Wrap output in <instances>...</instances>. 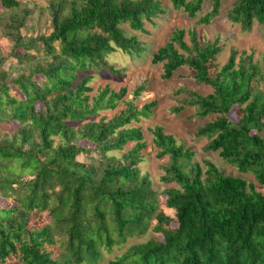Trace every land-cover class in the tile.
<instances>
[{
    "label": "trees",
    "instance_id": "1",
    "mask_svg": "<svg viewBox=\"0 0 264 264\" xmlns=\"http://www.w3.org/2000/svg\"><path fill=\"white\" fill-rule=\"evenodd\" d=\"M209 1L206 9V0L172 4L208 25L223 0ZM0 6V20L9 19L3 35L14 41L17 59L6 70L8 57L0 51V125L17 122L10 131L0 127V264H99L105 252L150 227L149 240L105 264H264V192L209 159L192 161L195 152L156 125L157 157L169 159L162 180L178 184L164 191L171 217L140 167L143 131L129 126L156 101L141 109L130 102L111 119H92L115 108L125 89L106 87L91 97L90 72L119 73L110 54L145 51L124 27L144 32L146 20L166 13L160 0H52L49 32L27 41L19 33L30 12L25 0H0ZM227 19L243 31L264 27V0H236ZM186 32L174 30L152 62L162 63L164 79L188 67L211 91L178 89L173 113L192 108L205 119L195 132L208 139L204 150L264 185V56L261 68L252 52L232 47L220 65L219 39L201 41L193 28L187 41ZM117 151H124L118 160L111 155ZM82 154L89 161L79 160Z\"/></svg>",
    "mask_w": 264,
    "mask_h": 264
},
{
    "label": "rangeland",
    "instance_id": "2",
    "mask_svg": "<svg viewBox=\"0 0 264 264\" xmlns=\"http://www.w3.org/2000/svg\"><path fill=\"white\" fill-rule=\"evenodd\" d=\"M52 0H25V3L30 10L24 21V25L20 28L19 33L25 41L30 37L42 33L49 32L50 15L49 6ZM166 10L158 18H154L151 23L145 21V31H134L129 26L125 25L126 33L129 36L136 35L141 42L145 45V51L140 55H130L122 51H116L108 56V63L113 65L118 71L113 72L110 70H102L97 72H90L93 79L90 82L93 90L90 96L97 95L101 89L109 87L115 91L125 89L124 96L118 101V104L113 109L100 110L94 120L101 118L111 119L115 115L123 112L128 103L132 102L136 107L141 109L144 105L156 101V105L148 116L141 117L139 120H134L129 126L140 127L144 134L146 147L142 150L143 156L140 163L142 172L147 174L151 180V185L157 191V198L159 199V208L162 209L167 215L174 216L175 211L165 204L166 194L165 190L178 187L175 182L166 183L162 180L165 174L164 166L168 163V157L158 158L157 148L153 143V135L151 128L156 125H162L167 133L173 134L179 143L190 147L195 156L192 161L202 162L204 159H209L217 164V166L225 171L226 174L237 175L244 177L248 182L253 183L256 188L264 192V185L259 184L252 174L240 173L236 167L224 161L217 152L205 151L204 146L207 144L208 139L205 137H197L195 132L197 128L203 126L205 119L200 118L194 113L192 108L184 110L181 114H175L172 108L178 104V99L175 92L183 87L196 90L203 94L211 91V87L199 84L193 77V71L188 67H182L177 70L170 79L162 77L164 69L162 63L153 64L152 56L157 49L169 40L172 32L178 28L186 29V40L189 41V29L195 28L198 32V38L201 41L219 39L222 45V51L218 56L220 65L224 64L230 54L232 47L237 48L239 51L246 50L248 53L254 54V60L263 67L264 56V27L254 25L251 31H243L238 24H233L227 19V12L232 7L236 0H223L221 13L210 24H199L198 17L191 18L181 9L174 8L172 0H160ZM209 0L205 2V9L208 7ZM3 7L0 6V10ZM202 14V13H201ZM9 22L8 17L0 20V51L7 60L3 63V68L8 70L12 66H16L17 59L11 54L13 52L14 41L6 35H3V28ZM32 53V52H31ZM21 66L13 70V74L21 71ZM23 71V70H22ZM27 73V72H26ZM85 72H79V78L84 76ZM137 89H141L137 95ZM77 123L76 126H79ZM17 126V122H4L0 125L5 130H12ZM264 137V129L260 132ZM134 143L127 144L126 149H130ZM124 151L113 152L118 159L121 158ZM92 155H95L93 153ZM79 160L89 161L86 154H82ZM14 170L18 171L19 166L17 162H13L11 166ZM27 177V176H25ZM47 217V216H46ZM48 218V217H47ZM152 223H156L153 219ZM175 226L176 223L172 222ZM154 235L152 227L144 235L133 237L122 246L116 247L112 253L105 252L103 260L99 264H105L116 255H120L128 247L134 244L144 243Z\"/></svg>",
    "mask_w": 264,
    "mask_h": 264
}]
</instances>
